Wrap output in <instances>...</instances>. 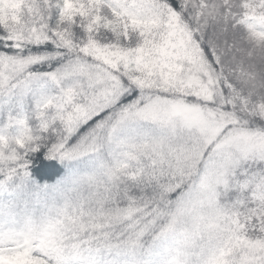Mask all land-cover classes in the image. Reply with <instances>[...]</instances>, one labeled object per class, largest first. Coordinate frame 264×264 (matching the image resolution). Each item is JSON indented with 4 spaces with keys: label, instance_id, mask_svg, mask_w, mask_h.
<instances>
[{
    "label": "snow or ice",
    "instance_id": "obj_1",
    "mask_svg": "<svg viewBox=\"0 0 264 264\" xmlns=\"http://www.w3.org/2000/svg\"><path fill=\"white\" fill-rule=\"evenodd\" d=\"M0 264H264V0H0Z\"/></svg>",
    "mask_w": 264,
    "mask_h": 264
}]
</instances>
